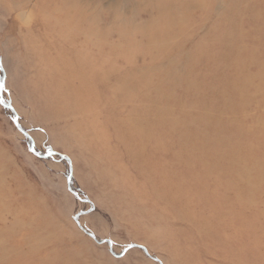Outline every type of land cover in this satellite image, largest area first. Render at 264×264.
<instances>
[{"label": "rangeland", "instance_id": "obj_1", "mask_svg": "<svg viewBox=\"0 0 264 264\" xmlns=\"http://www.w3.org/2000/svg\"><path fill=\"white\" fill-rule=\"evenodd\" d=\"M62 1L0 0V264H264V0Z\"/></svg>", "mask_w": 264, "mask_h": 264}, {"label": "bare ground", "instance_id": "obj_2", "mask_svg": "<svg viewBox=\"0 0 264 264\" xmlns=\"http://www.w3.org/2000/svg\"><path fill=\"white\" fill-rule=\"evenodd\" d=\"M49 1L51 2V5H52L51 7H53V11L55 12L54 13L55 16L53 18L54 23H55L56 27L58 26V29L60 28V29L63 30L62 36L65 37V39L67 41V44L72 42L73 39L77 35L82 36L87 30L90 31V29H87V27H82L81 28V25H83L84 22H82V20L80 19L81 16L83 15V9L86 10V6H88V5H85V3H82V4H78V5H74L73 6V4L69 5L68 3H66V1L64 2L62 0H49ZM190 2H192V1H188V4H186V5H180V7H178L179 12H177L175 15H172V14L169 15L168 14V12L170 10L169 7L171 6V1L170 0H165V3H164V1L162 2V0H152V1H150L152 7L157 12H159V15H158V17L156 19H154V21H152L150 23L151 25L148 26V28H145L142 31L143 33L148 34L150 36V40H149L150 44L149 45H152V47H150L149 49H151V48L152 49H163V48H166L168 46L165 44V40L163 39L162 36H164V35L168 36L171 33L173 35L176 34V33H178V35L182 33L181 29H179L178 31H175V30L173 31L172 27L174 25L178 24V23H181V22H182V24L183 23L185 24V22H183V21H185L184 13L187 12L188 9H190V6L193 5V3H190ZM62 6H65V8L62 7ZM81 22H82V24H81ZM186 22H188V21H186ZM73 25H74V28H75L76 31H71L70 30L69 27L70 26L73 27ZM158 26H160V28H163V31H160L158 34H156L155 33V30H156L155 28L158 27ZM96 30L97 29H95V27L93 26V28L91 29L92 34H93L92 36H95L96 38H98L97 36L99 35V32L96 31ZM93 31H95V33ZM157 35L161 36L160 39H159L161 43H158L159 40L157 39V37H158ZM90 36H91V34H90ZM145 36H147V35H144V37ZM128 37H130V36L128 35ZM127 39H128V41H126V39H125L122 42L126 46H125V51H121V53L122 54L123 53L130 54L132 56L133 54H136V52L134 51L136 48H133V47L129 46V44L131 42L133 43L134 40H132L131 37L127 38ZM222 39L224 41L228 42L229 41L228 34L224 33V35L222 36ZM92 43H94L96 45L95 42H92ZM157 43H158V45H156ZM114 49H118V48L115 47ZM114 51H118V50H114ZM149 57H150V61L148 62L149 65L152 64V63H156L159 60L157 55H156V57H154V56H149ZM76 62H78V61H76ZM140 63H143V62L140 61ZM137 65H139V64H137ZM224 93H225L224 95H226V92H224ZM147 94H148L147 97L149 98V93H147ZM119 99L122 100V98H119ZM123 100L125 101V99H123ZM153 106L155 108H158V110H160L161 106L157 105L156 103H153ZM83 107H84V109H86V108L88 109V107H91V106L90 105L87 106L86 104H84ZM165 113H169V111L168 110H164L159 115H162V114H165ZM139 121H140V119L133 120V123L131 124L132 131L136 130V132H139L140 128L142 127L141 123H139ZM176 122H178V120ZM191 139L189 140L190 141L189 143L191 145L194 144L192 147H199V143L196 142V141H191ZM195 145H197V146H195ZM201 147H204V145H202ZM230 149L233 150L234 148H230ZM230 154L231 153L228 150V153H226L228 159H230Z\"/></svg>", "mask_w": 264, "mask_h": 264}]
</instances>
